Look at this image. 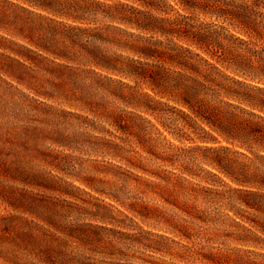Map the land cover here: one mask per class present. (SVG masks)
<instances>
[{"label": "rangeland", "instance_id": "obj_1", "mask_svg": "<svg viewBox=\"0 0 264 264\" xmlns=\"http://www.w3.org/2000/svg\"><path fill=\"white\" fill-rule=\"evenodd\" d=\"M168 9L173 17L174 10ZM0 24L24 36L32 28L49 35L47 21L1 0ZM9 33L0 29V45L30 58L0 48V264H264V236H247L242 229L251 224L229 211L235 206L254 216L229 191L249 186L239 187L204 164L209 153L195 149L200 142L194 134L189 141L170 134L180 126L177 113L161 120L169 130L151 116L144 115L143 124L131 117L124 134L101 115L135 111L112 99L108 92L118 93L119 87L104 77L134 81L98 69L94 74L93 68L78 64L73 66L79 70L63 71ZM138 88L150 92L145 85ZM140 124L143 146L173 163L140 149L132 136ZM115 155L166 180L142 175ZM174 176L200 191L187 196L173 187ZM172 204L193 207V215L213 211L218 222H195ZM173 223L188 228L189 238L172 232Z\"/></svg>", "mask_w": 264, "mask_h": 264}, {"label": "trees", "instance_id": "obj_2", "mask_svg": "<svg viewBox=\"0 0 264 264\" xmlns=\"http://www.w3.org/2000/svg\"><path fill=\"white\" fill-rule=\"evenodd\" d=\"M172 1L177 9L167 5L166 0H1L47 21L49 35H42L37 28H32L27 36L1 24L0 29L28 41L34 48L29 52L40 57L45 54L50 63L63 71L79 70L73 66L78 64L93 68L94 74L98 69L134 81L135 85H131L104 77L119 87L118 93L108 92L112 99L135 111L101 115L124 134L126 119L131 117L143 124L144 115L151 116L169 130L161 120L177 113L181 121L176 124L180 126L176 134L169 131L170 134L180 141L193 140L189 135L194 134L200 142L195 149L209 153L202 159L204 164L239 187L249 186L229 191L239 195L240 206L256 215L250 218L243 215L245 210L235 206H230L229 211L251 224V228L242 229L247 236L260 239L264 236V0ZM22 4L50 13L52 18ZM167 6L174 10L173 17L168 16ZM201 15L210 20H200ZM0 48L25 60L30 58L10 47ZM140 85L150 92H141ZM135 128L139 129L132 136L142 151L162 163H173L171 157L148 151L139 141L145 130L141 124ZM115 157L142 175L166 180L122 155ZM182 173H187L186 168ZM187 183L177 176L173 187L183 189L190 197L200 191ZM207 191L220 196V192ZM173 206L195 222H218L213 211L193 215V207ZM172 230L189 238L188 228L178 223H173Z\"/></svg>", "mask_w": 264, "mask_h": 264}]
</instances>
